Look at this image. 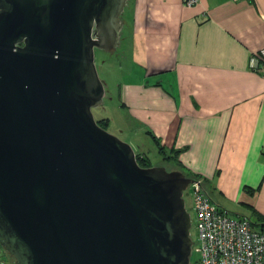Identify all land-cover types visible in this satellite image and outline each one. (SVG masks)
<instances>
[{"label": "water", "instance_id": "95a60500", "mask_svg": "<svg viewBox=\"0 0 264 264\" xmlns=\"http://www.w3.org/2000/svg\"><path fill=\"white\" fill-rule=\"evenodd\" d=\"M129 0H0V245L15 264H191L180 169L99 126L95 48Z\"/></svg>", "mask_w": 264, "mask_h": 264}, {"label": "crops", "instance_id": "0c3cea01", "mask_svg": "<svg viewBox=\"0 0 264 264\" xmlns=\"http://www.w3.org/2000/svg\"><path fill=\"white\" fill-rule=\"evenodd\" d=\"M126 9L129 121L209 195L264 212V76L250 66L264 48V0H129Z\"/></svg>", "mask_w": 264, "mask_h": 264}, {"label": "built area", "instance_id": "2783aa9c", "mask_svg": "<svg viewBox=\"0 0 264 264\" xmlns=\"http://www.w3.org/2000/svg\"><path fill=\"white\" fill-rule=\"evenodd\" d=\"M198 1L184 0L187 7ZM250 62L251 68L264 76V48ZM193 180L184 196L188 193L192 197L193 215L188 212L196 236L192 238L191 229L190 236L192 254L198 255L199 264H264V227L256 228L247 217H232L205 191V180ZM3 256L0 247V264H10Z\"/></svg>", "mask_w": 264, "mask_h": 264}, {"label": "rangeland", "instance_id": "374dc122", "mask_svg": "<svg viewBox=\"0 0 264 264\" xmlns=\"http://www.w3.org/2000/svg\"><path fill=\"white\" fill-rule=\"evenodd\" d=\"M126 9V7H125ZM124 12L121 17H125L128 13ZM124 31H122L123 33ZM128 40L122 34L120 46L111 52L98 49L95 53L96 68L99 72V78L104 80L107 84L106 95L102 101V105L93 108V114L97 121L102 118L110 119L108 131L120 137L125 142H129L133 148L139 152L147 153L151 166H166L168 170L178 169L177 159L174 153L166 151L160 152L157 142L149 136L145 131L135 126L129 121L126 116V111L122 108L120 86L125 81L126 71L128 67H132L131 56L129 53ZM133 127V128H132ZM186 173V172H185ZM187 175V173H186ZM210 195L214 200L225 210L230 213L232 217L249 218L254 226L258 229L262 228L264 224V212L254 207L249 203H240L237 199L224 198L220 199L218 194ZM186 208L193 215V203L190 194L186 193L184 196ZM193 227V226H192ZM191 236L195 238L196 227L191 228ZM198 255L193 253L191 255V264H199Z\"/></svg>", "mask_w": 264, "mask_h": 264}, {"label": "trees", "instance_id": "16d2710c", "mask_svg": "<svg viewBox=\"0 0 264 264\" xmlns=\"http://www.w3.org/2000/svg\"><path fill=\"white\" fill-rule=\"evenodd\" d=\"M98 124H99V126H102V127L106 128V129H108L109 124H110V119H108V118H102L101 120H98ZM154 140L157 142L158 147H160L159 146V142L157 141V139L154 138ZM164 149L165 148L161 146L160 147V152H163ZM136 158L138 160V163L142 167H149L150 166L149 165L150 159H149L147 153L136 151ZM197 177H199V176H197ZM197 177H192V178H197ZM263 226H264V224H263ZM0 247H1L2 253L4 255L3 258H6L7 261L10 264H15L14 259L9 256V254L7 253V251L5 250V248H3L1 245H0Z\"/></svg>", "mask_w": 264, "mask_h": 264}, {"label": "flooded vegetation", "instance_id": "af4514ba", "mask_svg": "<svg viewBox=\"0 0 264 264\" xmlns=\"http://www.w3.org/2000/svg\"><path fill=\"white\" fill-rule=\"evenodd\" d=\"M97 50H98V48H95V53H96ZM95 60H96V58H95Z\"/></svg>", "mask_w": 264, "mask_h": 264}]
</instances>
